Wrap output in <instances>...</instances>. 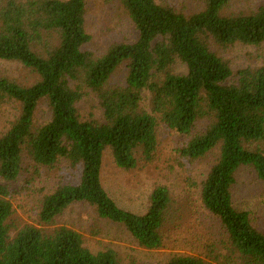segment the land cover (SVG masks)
<instances>
[{
	"label": "trees",
	"instance_id": "obj_1",
	"mask_svg": "<svg viewBox=\"0 0 264 264\" xmlns=\"http://www.w3.org/2000/svg\"><path fill=\"white\" fill-rule=\"evenodd\" d=\"M119 2L138 39L96 58L85 50L92 40L87 0H0V60L17 62L39 76L27 87L0 76V112L6 106L19 108L16 121L0 136V179L15 182L24 156L36 172L69 164L80 170L79 182L44 197L39 212L43 226H53L71 206L87 204L100 218L123 225L140 247L160 250L173 218L169 189L156 186L147 212L139 215L117 205L101 172L107 149L123 170L137 168L140 158L152 161L163 125L184 138L180 152L193 162L219 150L202 184V204L219 220L244 264H264V233L233 197L243 168L264 182V67L235 73L215 50L262 45L264 5L250 14L228 15L230 0H206L204 10L185 15L158 0ZM125 62L126 86L106 89ZM178 63L185 73L175 70ZM146 91L151 112L142 106ZM89 93L100 96L102 121L84 119L81 113ZM44 100L52 118L36 129V111ZM9 194L0 184V264H123L113 249L91 252L83 236L66 226L51 232L26 226L11 237ZM167 264L213 263L180 255Z\"/></svg>",
	"mask_w": 264,
	"mask_h": 264
},
{
	"label": "rangeland",
	"instance_id": "obj_2",
	"mask_svg": "<svg viewBox=\"0 0 264 264\" xmlns=\"http://www.w3.org/2000/svg\"><path fill=\"white\" fill-rule=\"evenodd\" d=\"M172 6L185 15L204 10L206 0H158ZM264 5L263 0H230L225 13L250 14ZM87 31L92 37L85 47L94 57L104 56L117 44H132L138 32L119 0H87ZM233 72L245 68L264 67V43L260 46L236 44L227 49H217ZM175 70L185 73L178 63ZM128 63H123L112 76L106 89L126 86ZM0 76L17 81L22 86H32L39 76L17 62L0 60ZM151 96L144 92L143 109L151 112ZM100 96L89 93L80 105L84 119L103 120ZM0 112V136L4 135L19 115L17 106H6ZM52 118L47 100L42 101L36 111L35 128L39 129ZM158 130V150L155 158L147 162L139 159L137 168L120 169L111 149L103 158L102 183L117 205L135 214H145L150 206V195L158 185L166 186L173 199L172 221L165 229V246L160 250H147L139 246L129 231L120 224L98 216L87 204H75L58 217L50 227L39 221V212L45 196L61 185L77 184L80 170L62 163L55 170L40 168L35 171L33 163L24 156L23 171L15 182L0 184L9 189L8 200L13 205V214L8 224L11 237L26 226H36L53 231L66 226L79 232L84 245L93 253L107 249L116 251L123 264H167L173 257L191 255L203 257L213 264H244L243 258L230 244L228 235L219 220L204 208L201 200L203 182L207 179L219 150L207 158L193 162L184 157L180 149L185 145L181 136L161 125ZM234 204L251 214L254 226L264 233V182L250 168H243L237 175L233 188Z\"/></svg>",
	"mask_w": 264,
	"mask_h": 264
}]
</instances>
